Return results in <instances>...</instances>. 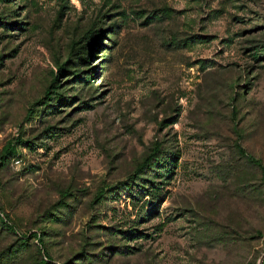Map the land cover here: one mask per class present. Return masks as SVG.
Wrapping results in <instances>:
<instances>
[{"label": "rangeland", "instance_id": "1", "mask_svg": "<svg viewBox=\"0 0 264 264\" xmlns=\"http://www.w3.org/2000/svg\"><path fill=\"white\" fill-rule=\"evenodd\" d=\"M0 157V264H257L264 0H0Z\"/></svg>", "mask_w": 264, "mask_h": 264}, {"label": "trees", "instance_id": "2", "mask_svg": "<svg viewBox=\"0 0 264 264\" xmlns=\"http://www.w3.org/2000/svg\"><path fill=\"white\" fill-rule=\"evenodd\" d=\"M50 87H52V85H49V88ZM49 92V89L48 90H46V92H45V95L47 94ZM5 150H6V153H12L13 152V146L12 145H7L6 146V148H5ZM1 158V157H0ZM38 241H39V239H37ZM39 244H40V242H39ZM263 263V260H262V262H260V264H262Z\"/></svg>", "mask_w": 264, "mask_h": 264}, {"label": "water", "instance_id": "3", "mask_svg": "<svg viewBox=\"0 0 264 264\" xmlns=\"http://www.w3.org/2000/svg\"><path fill=\"white\" fill-rule=\"evenodd\" d=\"M263 256H264V249H263L262 253L260 254V256H259V258L257 260V264H260Z\"/></svg>", "mask_w": 264, "mask_h": 264}]
</instances>
